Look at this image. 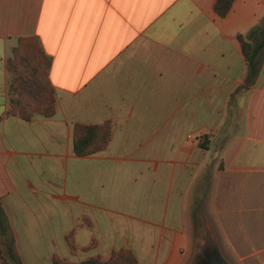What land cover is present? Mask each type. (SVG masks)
Listing matches in <instances>:
<instances>
[{
    "label": "crops",
    "instance_id": "crops-1",
    "mask_svg": "<svg viewBox=\"0 0 264 264\" xmlns=\"http://www.w3.org/2000/svg\"><path fill=\"white\" fill-rule=\"evenodd\" d=\"M0 0V245L23 264H189L198 221L231 264H264V55L255 85L238 39L264 0ZM22 38L51 58L55 115H9ZM107 147L74 150L77 125Z\"/></svg>",
    "mask_w": 264,
    "mask_h": 264
},
{
    "label": "trees",
    "instance_id": "trees-1",
    "mask_svg": "<svg viewBox=\"0 0 264 264\" xmlns=\"http://www.w3.org/2000/svg\"><path fill=\"white\" fill-rule=\"evenodd\" d=\"M236 0H217L215 12L226 17ZM242 53L247 64V76L242 89L255 85L264 55V20L247 35L238 36ZM13 58L8 60L7 69L11 74L9 115H18L29 121L38 114L44 117L55 115V90L49 79L51 58L48 57L36 38H22L13 50ZM112 129L109 124L103 126L77 125L74 130V150L77 155L88 156L104 150L110 140ZM9 226L0 200V237H5ZM12 239L9 252L0 245V264H23L14 256ZM12 246V247H11ZM52 264H68L54 258ZM81 264H137L135 254L130 250L113 253L107 261L91 259Z\"/></svg>",
    "mask_w": 264,
    "mask_h": 264
},
{
    "label": "water",
    "instance_id": "water-1",
    "mask_svg": "<svg viewBox=\"0 0 264 264\" xmlns=\"http://www.w3.org/2000/svg\"><path fill=\"white\" fill-rule=\"evenodd\" d=\"M189 264H231L222 254L210 224L203 218L197 224L194 252Z\"/></svg>",
    "mask_w": 264,
    "mask_h": 264
}]
</instances>
